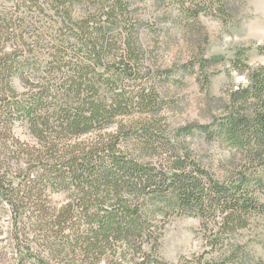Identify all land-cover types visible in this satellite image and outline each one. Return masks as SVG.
Here are the masks:
<instances>
[{
  "label": "trees",
  "instance_id": "obj_1",
  "mask_svg": "<svg viewBox=\"0 0 264 264\" xmlns=\"http://www.w3.org/2000/svg\"><path fill=\"white\" fill-rule=\"evenodd\" d=\"M136 1L0 0V211L15 219L12 246L37 258L20 264H165L152 224L176 215L213 228V256L198 264H264L237 237L264 215L247 172L217 177L182 139L248 155L264 187V66H236L246 83L230 90L218 131L214 122L169 138L162 86L171 72L160 47L146 45L151 25ZM229 2L155 0L178 7L166 14L178 27ZM19 126L35 146L16 136ZM54 194L66 202L55 206Z\"/></svg>",
  "mask_w": 264,
  "mask_h": 264
},
{
  "label": "rangeland",
  "instance_id": "obj_2",
  "mask_svg": "<svg viewBox=\"0 0 264 264\" xmlns=\"http://www.w3.org/2000/svg\"><path fill=\"white\" fill-rule=\"evenodd\" d=\"M229 1L230 6L225 13L215 16L201 14L197 22L188 20L179 27L172 17L166 15L170 11L174 16L178 15V7L169 6V3L156 4L155 0H137L134 4L140 19L151 25L144 34L146 45L151 49L154 45L160 47L158 52L163 69L171 72L168 82L162 86L167 103L164 118L171 128L172 135H168L171 139L182 128L214 122L218 131L227 114L224 108L230 90L246 83V78L239 75L236 66H264V0ZM167 31L171 34L168 40ZM204 60L219 62L201 64ZM191 64H194V69L186 71L185 67ZM213 116H217V121ZM16 136L26 144H37L24 127H17ZM182 139L217 177L221 178L227 171L232 172L231 168L247 172L251 195L259 204H264V187L258 184L262 173L259 163H254L253 158L246 154L238 155L222 140L209 142L205 136L186 137L185 134ZM12 180L18 181L14 176ZM51 199L58 207L66 202L67 197L54 194ZM14 225V217L1 210L0 249L5 255L1 257L0 264H20L25 256L34 263L37 258L30 256L27 249L12 246ZM152 226L160 236L155 254L165 264H198L201 258L205 262L213 256L210 254L213 240L209 234L212 226L206 228L197 217H159ZM237 237L241 242L249 243L256 259L264 260V215L254 218ZM145 246L147 251L151 250L148 243ZM31 248L37 249L36 245Z\"/></svg>",
  "mask_w": 264,
  "mask_h": 264
}]
</instances>
